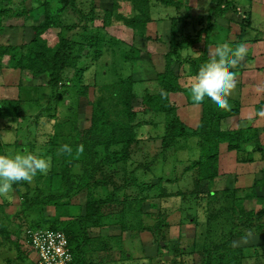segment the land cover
<instances>
[{
  "label": "rangeland",
  "instance_id": "1",
  "mask_svg": "<svg viewBox=\"0 0 264 264\" xmlns=\"http://www.w3.org/2000/svg\"><path fill=\"white\" fill-rule=\"evenodd\" d=\"M95 1L98 12L93 30L96 31L102 24L103 11L112 9V0ZM186 2L181 0L189 10H176L175 13L174 9L162 7L154 1L152 16L154 24L158 25L148 27L147 40L140 38L123 23L113 21L112 26L106 29L103 57L98 61L93 59V50H86L87 56L79 53L78 45L74 54L79 56L80 74L85 77L80 81L74 71L67 70L56 92L61 96L60 100H54L55 96L51 95L46 84L47 76L36 79L28 72L21 74L13 69L14 63L10 62L8 56L3 58L5 69H0V102L16 98L14 96L19 91L18 88H21L23 119H0V145L5 147L0 148V153H37L51 159V169L47 175L37 174L31 183L15 184L10 198L0 197V245L8 240L13 254L12 259H5L4 255H7L1 248L0 264H35L34 251L24 240L25 230L34 226L70 229L77 239L78 257L80 260L82 257L84 260L91 257V264H101V260L102 264H206L208 255L201 253L202 249L208 243L221 241L227 243L230 246L228 248L244 251L241 264H264V217L261 216L263 219L260 223L255 221L250 225L252 227L247 231L240 229L243 235L235 236L233 241L224 239L232 225L238 222L235 218L232 221L231 213L235 216L242 208V214L246 218L250 212L258 214L264 209V188L258 191L257 198H249L247 194L240 193L242 189H250L255 178H264V152L262 154L259 151L260 147L264 151V120L257 115L253 119L246 116L241 125L239 122L242 128L261 124L258 145L254 144L258 152L249 159L251 162H238L245 165L246 169L236 167L234 161L231 170L225 169V166L219 169V176L212 181L210 190L208 183L203 182V195L195 193L196 171L189 169L199 159L197 140H182L175 149L161 154L164 117L154 113L147 116L143 114L142 100L145 91L157 92V84L149 80L156 74L151 60L159 70L165 65L162 57L167 50L165 43L170 40L172 17H178L179 29L176 33L179 41L188 36L195 37L201 28L210 25L208 16L211 0ZM243 5L245 7L238 6L239 12H228L209 34L215 44L228 43L233 49L241 43L245 44L249 55L239 65L246 69L245 67L255 64V46L264 47V26L260 24L263 21L260 13L252 20V7ZM4 6L11 12L7 16V28L0 35V45L23 47L30 44L34 39V27L39 26L43 20L38 0H0V9ZM23 12H28L32 18H26L28 14ZM120 12L132 16V8L127 3L122 4ZM199 14H203V18L197 17ZM186 15L189 18H184ZM248 15L250 23L245 20ZM66 22L72 23L69 20ZM231 29L234 31L231 32ZM59 32L60 29H50L42 36V40L53 47L59 41ZM87 36H90L88 32L86 38L77 32V43H91L92 39ZM204 45L203 41L201 45L187 50L183 53V58L203 56ZM133 47L140 49L143 55L135 65L123 59V54ZM215 49L212 48L213 54ZM174 69L181 75L184 83H189V66L186 63L176 65ZM240 72L241 70L234 73L238 81L243 77ZM11 74L14 75L12 79L9 77ZM131 76L137 81L143 80L135 84L136 98L132 104L137 121L144 124L136 129L137 136L141 139L140 144H133L128 152L122 146H115L106 152L95 147L103 138L97 132L93 134L94 139L89 146L80 144L82 135L98 128L100 123L93 113L103 104L113 115L112 118H115L114 122H119L117 127L124 125L120 123L126 118L122 104L112 97L107 86ZM20 82L21 86L18 85ZM83 85L88 86L86 97H80L79 94ZM240 91L243 92L242 89ZM244 92L249 100L256 97L253 93L247 94L246 90ZM236 93L238 91L234 94ZM185 97L188 102L191 94ZM171 102L176 105L179 100L175 98ZM46 108L49 109L42 111ZM230 108L232 104L225 109ZM41 112L42 115L38 117ZM183 116L182 120L189 128L197 127L200 121L198 112L192 110L191 116L187 112ZM126 131L133 133L134 130L130 127ZM64 144L71 147L70 153L62 150ZM95 151L98 152L97 159ZM87 152L88 156L85 157ZM70 158L73 162L66 169L69 177L67 173L64 174L62 165ZM86 160L98 162L92 168L94 177L85 182L76 181L74 189H71L73 180L81 176V166ZM221 161L220 164L224 165ZM133 180L135 183H131ZM117 189L118 204L99 207L102 219L97 225L87 228V237L84 239L77 218L87 213L88 204L110 198ZM209 191L212 192L211 195ZM228 193L244 199H232ZM51 199L53 204L39 205L40 202H49ZM224 205L229 209L222 211L224 221L221 230L224 233L221 234L216 232L218 220L215 216ZM210 227L214 232L210 231Z\"/></svg>",
  "mask_w": 264,
  "mask_h": 264
},
{
  "label": "trees",
  "instance_id": "2",
  "mask_svg": "<svg viewBox=\"0 0 264 264\" xmlns=\"http://www.w3.org/2000/svg\"><path fill=\"white\" fill-rule=\"evenodd\" d=\"M154 1L162 7L172 8L179 12L182 9L189 10L186 4L187 2L182 4L181 0H112V9L103 11L102 24L97 27L95 31L93 29H95L98 12L95 0H38V4L42 9L41 15L43 16V20L39 26L34 27V39L30 44L23 47L0 45V69H5L3 58L8 56L10 62L14 63L13 69L20 71L21 74L28 72L36 79L47 76L48 80L46 81V84L51 90V95L55 96L54 100H60L61 96L56 94V92L61 86L67 70L74 71L78 80H83V77H85V75L80 74L82 71L80 68L79 56L74 54L75 48L79 45V53L84 56H87L85 53L86 50H93V59L96 61L100 60L103 57L105 47L104 41L106 29L112 26L113 21L123 23L127 28L132 29L140 38L145 40L149 39L146 37V32L149 25L155 21L152 16L154 8L152 3ZM252 2L253 0H232L228 2L223 0H211L209 18L211 20L214 19V23H216L218 19H222L231 10L239 12L240 9L238 8V3L247 4L248 7L251 8ZM123 3H127L131 6L132 16L120 12ZM10 12L11 11L5 6L0 9V35L7 28V21L9 20L7 16ZM23 13L28 14L26 18H32L28 12ZM248 17L249 15L245 20L250 23V18ZM177 18V16H174L171 19V36L170 40L165 43L167 45V50L165 55H163L165 60L164 67L159 70L154 64V61L150 59L153 69H156V74L154 78H149V80L157 84V92L153 93L148 90L145 91V96L142 100V108L143 114L146 116L154 113L164 117V135L161 141V154H166L175 149L182 140H197V147L200 150L199 159L195 160L189 169L194 172L196 171V183L194 184L196 189L195 193L204 195L205 192L201 190L202 184L203 182H207L210 190L212 181L219 176V159L222 155L236 153L238 162H251L249 159L253 157V154L258 152L257 147L255 146L258 145L259 129L253 126H250L249 128H242L239 126L241 104L239 101H233L230 97H228V100L229 105L232 104V108L227 110L225 108L213 107L208 99L205 98L204 102L200 103L202 106V113L197 127L191 129L184 123L180 116L179 108L172 104L171 97L178 94L185 95L190 93V80L196 76L201 65L209 62L214 56L211 52L212 48H216L219 43L215 44L213 38H211L209 34L213 32L215 27V24L212 22H210V25L207 28H201L195 37L188 36L186 39L179 41L176 33V30L179 29ZM184 18H189V16L186 15ZM66 20H69L72 23H67ZM50 29H60L58 34L59 41L57 45L53 47L50 46L46 40H42V36ZM77 32L85 35V38L86 33L88 32L90 36L87 37L92 39L91 43H77ZM203 35L206 37L203 38ZM203 41L205 43L202 51L204 54L203 56L190 59L183 58L182 53L184 51L196 47ZM142 57V52L137 47H133L123 54L124 61L133 65H135V62L138 60H141ZM149 57H151L150 54ZM183 63H186L189 66V83H184L181 75H178L174 69L176 65L181 66ZM239 70H243L239 64L230 69L233 73H237ZM142 81L143 80L137 81L131 76L128 79H123L115 84L107 86V89L111 91L112 97L122 104L124 111L123 114L126 118L125 120H121L122 122L120 123H124V125L122 124L121 127L118 128L117 126L119 122H114L115 118H112L113 115L103 104L101 107H97L95 114L93 113V116L96 117L100 123L98 124V128H95L92 133L89 132V134L85 133V136L82 135L79 139V142H81L80 144H83L86 147L89 146L94 139L93 134L96 132L100 133L103 138L100 142L96 143L97 146L95 147L96 149L102 148L106 152L115 146H122L123 150L128 152L133 144H140L141 139L137 136V130L144 124L137 121V116L133 112L132 104L133 100L136 98L134 93L135 84L141 83ZM185 84L189 85L185 86ZM18 85L21 86V82ZM20 89L21 88H18L19 91L14 96L16 98L0 102V119H23V100L21 98ZM163 93H166V95H163ZM79 94L80 97H86L88 94V86L84 87L83 85L82 88L79 89ZM189 102L194 104L193 101ZM263 107L264 96L263 100L256 107L257 115ZM47 109L49 108L42 111ZM117 114L119 115V113ZM41 115L42 112L38 117ZM115 117L118 116L116 115ZM130 127L133 128V133L126 131V129ZM254 144L256 145L254 146ZM0 148L4 149L5 147L0 145ZM259 151H261L262 154L264 152L261 147L259 148ZM97 153V151L94 153L96 159ZM86 156H88V152L85 154V157ZM126 157L127 156H125V158ZM72 162L73 160L71 158L65 160L62 165V169L65 171L64 174L67 173L66 169L70 167L69 165ZM89 162H92L93 164H89ZM97 163V160H86L81 166V176L73 180L70 186L71 189H74L76 181L85 182L94 177L92 176L94 173V169L92 168L96 167ZM67 175L70 177L68 173ZM62 179L65 180L64 176H62ZM131 183H135V180ZM263 188L264 178L261 179L257 177L250 189H242L240 193L242 195L247 194L246 196H249V198H257L258 191ZM119 189L114 190L111 197L108 199L98 200L88 204L87 213L84 216L77 218L84 239L87 237V228L91 225H97L100 219H102V215L98 211L99 207L103 205L113 206L118 204L117 194ZM211 194L212 192L209 191V195ZM228 194L232 199L235 197L242 198L240 196L231 195L230 193ZM45 203L53 204L54 202L51 199L49 202H40L39 205ZM227 208V205H224L218 210V212H216L217 215L215 218L218 220V225L215 227L217 228V233H224L223 230H221L223 227L222 221H224V213H222V211ZM242 212L243 209L241 208L237 215L234 216L231 213L230 218L232 221L235 218L238 219V222L232 225V228L227 235L225 234L226 237L224 239L229 242L231 240L233 241L235 236L243 235V232H241L240 229L247 231L252 227L250 225H253L255 221L260 223L263 219L261 216L264 217V209L258 214L250 212L246 218H244ZM211 228L212 227H210V229ZM36 229H50L64 232L70 240L72 251L75 256L74 264L78 263L80 258L78 257V246H76L77 239L70 229L59 226H34L25 230L24 240H26V232L28 230ZM210 231H213V228ZM3 244L4 245L0 246H8L7 248H10L11 244L8 240L4 241ZM208 244L209 245L204 246L201 252H205L208 255V261L206 264H241L244 256L243 250L228 248L230 246H227V243H224L223 241Z\"/></svg>",
  "mask_w": 264,
  "mask_h": 264
},
{
  "label": "clouds",
  "instance_id": "3",
  "mask_svg": "<svg viewBox=\"0 0 264 264\" xmlns=\"http://www.w3.org/2000/svg\"><path fill=\"white\" fill-rule=\"evenodd\" d=\"M248 55L249 49L243 43L234 49L228 43L217 45L214 56L201 65L190 84L193 103H203L207 98L213 107L228 108V97L237 87L236 77L230 69L244 61ZM258 115L264 116V109ZM62 150L70 153L71 147L64 144ZM50 169L51 159L37 153H0V197L10 198L15 184L31 183L37 174L47 175Z\"/></svg>",
  "mask_w": 264,
  "mask_h": 264
},
{
  "label": "crops",
  "instance_id": "4",
  "mask_svg": "<svg viewBox=\"0 0 264 264\" xmlns=\"http://www.w3.org/2000/svg\"><path fill=\"white\" fill-rule=\"evenodd\" d=\"M260 2H261V4H259ZM252 3L253 4H252L251 7H252L253 10H252L251 18L253 20V18H256V14L260 13V15L262 16V19H263V21H261L260 24L263 27L264 26V0H253ZM239 5L245 7L242 3H238V6ZM174 11H175V13H177L175 9H174ZM201 16H204V15L203 14H199L197 17H201ZM201 18H203V17H201ZM220 20H222V19H218L216 21V23H214L215 20L214 19H212V20L210 19V22H212L214 24H217L218 21H220ZM153 25L156 26V25H158V23H156V24L151 23L149 25V27H151ZM232 31H234V29H231V32ZM232 34H234V33H232ZM229 37H231V35ZM201 44H199V45H201ZM199 45H197V46H199ZM255 47L257 48L256 51H255V57H256L255 64L252 65V66L249 65L248 68L245 67L243 64H241L246 69L242 68L243 70L240 72V74H242L243 77L241 78L240 81L237 80V85L238 86L236 87L235 90H233V92L231 93L232 97H230V98L233 99V101L234 100L241 101V106H240V125L243 123L242 121H244L246 116H248L249 119L257 118L256 107L263 100V96H264V47L258 46V45H256ZM184 52H187V51H184ZM183 53H182V55H183ZM162 59H164V58L162 57ZM250 63H252V60L250 61ZM9 77H11L10 79H12L14 77V75L11 74ZM240 89H242L243 92H241ZM244 90L247 91V94H248V92H249V94L253 93L256 97H252V99L249 100L247 98V95L246 96L244 95L245 94ZM236 91H238V93L234 94ZM186 95L187 94H185V95L178 94V95H174V96L171 97V100L175 99V98H177L179 100V103L176 104V106L179 108V113H180L181 118L183 119V117H184L183 115L186 112L191 116L192 115V110H193V112H195V111L198 112V118H200L201 117V113H202L201 104H192V103L189 102V101H192L191 99L187 102L186 97H185ZM263 109H264V107H263ZM258 117H259V119H263L264 120V116L258 115ZM253 127L258 128L260 130L261 124L259 123L257 126H253ZM259 136H260V131H259ZM263 141H264V138H263ZM220 160H222L225 164L224 165L220 164ZM227 161H228V163H227ZM233 161L235 162V166L236 167H238V168L244 167V169H246L245 165L238 163L236 153H229V154L222 155L220 157V159H219V169L221 170L225 166V169L231 170L230 167H232V168L234 167V164L232 163ZM244 169H241V171L244 170ZM25 242H26V240H25ZM26 244H27V242H26ZM1 248L4 249V252L7 255V257L4 255L5 259H7V258L12 259L13 258V254H11L10 248H7L5 246H0V249ZM34 254L36 256V262H37V254L35 252H34ZM91 259L92 258L89 257V256H88V258H86V260H84V257H82L81 260H78L77 264H91L90 263V262H92ZM36 262H35V264H36ZM100 263L102 264V260L100 261Z\"/></svg>",
  "mask_w": 264,
  "mask_h": 264
},
{
  "label": "built area",
  "instance_id": "5",
  "mask_svg": "<svg viewBox=\"0 0 264 264\" xmlns=\"http://www.w3.org/2000/svg\"><path fill=\"white\" fill-rule=\"evenodd\" d=\"M26 242L37 254L36 264H74L75 256L70 240L62 231L28 230Z\"/></svg>",
  "mask_w": 264,
  "mask_h": 264
}]
</instances>
